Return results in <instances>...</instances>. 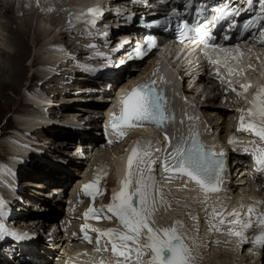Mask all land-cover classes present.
<instances>
[{
	"label": "bare ground",
	"instance_id": "bare-ground-1",
	"mask_svg": "<svg viewBox=\"0 0 264 264\" xmlns=\"http://www.w3.org/2000/svg\"><path fill=\"white\" fill-rule=\"evenodd\" d=\"M109 1L113 5H117V7H123V5L127 3L128 0ZM22 2L23 0H19V5ZM48 2L49 0H43L45 10L47 11L48 8H46V6L51 5V3L49 2L48 4ZM91 2H94V0H57L58 6L55 7L52 11H55V13H57L56 19L58 18V16H60L63 21H61L60 19H54L52 23L48 24V29L43 24L42 25L44 27L42 26V28L32 27V24L29 20H23V23L17 24L15 18L11 17L12 22L16 23L15 30L9 31L8 45L11 48V52H1L2 56L0 61V115H4L8 112L12 113L13 104L17 101V97H20L18 95L21 89H23L27 85V82L29 80H32V78H38V80L40 81L47 82L46 84L55 81L56 83L52 85H57V87H54L55 90L53 95H67V93H69L67 92V90H70V93H74L75 90H83L85 93H90V96L88 99V109H79V112H81L79 114L85 112V114L81 115L82 118H88L87 122L82 123V125L86 123L84 126L80 125L79 123H76L79 126H75V124L55 123L54 117L56 115V112H59L60 109L54 105L48 106L53 96H46L42 93L29 96L27 98V100L29 101L26 100L25 105H23L22 107L23 109H25V112L23 114H21L20 112L17 113L16 116L18 119H21L22 116L30 115V117H28L27 119L30 121V124L37 126L36 129L38 130L34 129L35 127L33 126L34 130L30 132L27 131L28 133L21 132L11 134V137H9L11 139H6V143L9 144H7L8 146L5 147L14 149V155L11 157V160L6 161V163H3V165L0 166V225L4 226L6 232L15 233V236L4 235L0 237V249L2 255L4 256L3 261L7 262L8 259L11 258L10 253H7L6 250L12 251L13 254H17L21 250L20 243H22V241H28L27 243L29 244L32 241L30 237L28 239H17V236L23 235L19 234V231L14 232L15 227L13 225L16 224V222L20 224L22 222L26 223L29 221L26 219L27 216L30 215V213L26 209L25 204L20 203L22 202V200L18 201V199L21 198L20 196H24L26 200H28L29 198L33 199V201L36 200L35 202H33L32 207H34L35 209L39 208V212L43 211L37 205V202L43 201L44 204H48L52 194L50 190L60 188L52 187L51 189L47 190L45 182L56 181V177L60 175H65L66 177L73 178L71 176L72 168H79L84 161L81 160L80 157H78L79 155L72 157L67 156L65 154L67 152H64V150L60 148L62 146L61 143L67 142L68 137H72L71 139L76 138V135L74 134L73 130L81 129V127L91 128L93 129L92 133L99 136L98 132L94 129V127H90V125H92V122H97L96 116H99L102 113V111L107 107V104L96 102L92 95V91L94 87H97L98 85H101L104 89L106 88L104 86L102 78H100L98 81H93V79H91V76L97 75L98 73H101V77L107 76L108 74L116 71V66H125L123 60H121L119 57H116L114 53L110 51L106 53L105 46L101 43L102 38L100 40L99 37L100 35H102L101 31H96L97 28H91V25H95L94 23L99 21L96 16L88 17L85 14V9ZM61 4L63 5L60 7ZM12 5L14 7L13 2ZM1 7H4L2 8V10H4L5 14L12 13L13 11L12 7ZM29 16L32 18L33 15ZM38 23L39 22L37 21L36 24ZM76 23L78 25H76L75 27L74 25ZM97 25L99 26L101 25V23ZM84 28H88L90 34H94L95 32L99 31L97 33L98 38L96 39V41H98L97 48H99L98 51L102 50L103 53L100 54V52H98L96 53L95 57L93 56L91 59H87L88 55L86 56V54L88 52H92L93 49L91 48V45H89L90 41H88V32L85 31L86 29ZM56 30H58V37L60 36V38L64 40L66 38H71L72 42L64 47H61L62 43H64V40L58 41L53 39V41L49 43H39L38 40L41 41L45 37L51 38V36H53L54 38V33ZM111 30H117L121 32L124 31V28H117L111 26L108 34ZM124 34L127 33H117L115 35V39H120V37L124 36ZM102 42L106 43V40ZM87 46H90L89 51L86 50L88 49ZM70 54L71 57H69ZM41 55H47L49 57L47 59H42ZM39 59H41V61L38 63ZM64 60L66 61V64L64 66H66L68 63L75 61L74 70L79 69L81 75H75V73L68 72L66 70V67L62 68V61ZM38 67H40V70H38ZM42 69H47L49 70V72L55 70V72L51 75L48 74V77L50 78L49 80H46V73L44 75L42 73ZM30 71H32V74L28 76L27 74ZM58 71H60L61 73H58L56 75V72ZM129 72L133 71H124V73ZM57 76L62 78L59 82L61 84L57 82ZM66 76L68 78L70 76H74V80H83L84 82L82 83L86 84L84 87L85 89H76V87H74L75 85H71L69 83V80L64 79V77ZM120 76L121 75L118 73L117 77L119 78ZM93 82L96 84L95 86L93 85L94 87L92 86ZM210 83L212 84V86H214L213 81H210ZM262 87H264V85ZM204 93L207 98V101L206 103L202 104L201 110L204 114V117L207 119L208 124L211 125V128L213 130H217L219 135L225 134L226 131L232 130L230 124L232 120V115H234L235 113L229 108H227L229 106L225 105L224 108L220 104L222 98L226 96V94L224 93V88H218L217 86H214V88L211 89L209 86H207ZM15 94L17 97L13 98L12 100L11 98ZM212 94L213 97L211 96ZM228 98L229 97L226 96V104H229ZM81 99L82 97H74L72 95H67L65 96V98H62V101L70 103L69 106L65 107H68L71 110H78V106L76 105L77 102ZM196 100H199L198 96L196 97ZM74 102H76V104H74ZM96 106H99V109H96ZM88 113H93L94 116L91 118L90 116H88ZM79 114L70 113L68 116L78 117L80 116ZM53 129H57L55 132V136L63 137V139L56 141L55 144H57V147L55 146V148H51L52 150H50V147L48 146V144L46 145L45 142L49 141L51 134H53ZM59 131H67V133H73V135L67 136L68 134L65 135L63 133H59ZM250 134L252 135L251 132ZM31 136L33 140H37L38 142H40V144H43L42 150L38 149L32 151L30 149V143L32 142L30 139ZM141 136H146V134H133L131 140L138 139ZM125 147L126 144H120L111 148L108 157L105 156V153L108 152L107 150L99 151L96 147L95 151L97 152V155L93 159L94 163L89 166V170L85 174L84 181L89 182L90 180L96 179L103 180L101 182L102 185L100 186L104 192L100 197L102 203H107L109 201V189L117 185V178L122 175V171L120 169L121 165L119 164V161L120 156L124 153ZM238 151H240L239 147L234 145L231 149V155ZM30 152H32V155H30ZM40 153H42L44 158L47 160L52 158V168L47 166V164H44V162L41 163V165L35 163L31 166L33 170L32 173H39L40 175L37 177L34 176L33 178H29L28 181L22 180L24 177L28 176V174L24 173V170L29 171L26 166H23V173L21 174L20 170L24 161L26 159L32 158L40 159ZM54 157L61 161L59 165H53L55 164V162L58 163V160H55ZM62 162L70 163H68V165L66 166ZM101 164H105L109 168H102L99 170V165ZM32 173H30V175ZM19 174H21L23 178L17 179ZM155 177L157 178V176ZM243 178L244 177H242L241 179ZM26 182L29 183L26 185L27 187H25L28 188L29 186V188H32H24L27 195H25V193L23 192L24 190L22 188L18 187L20 185L24 186ZM16 183L18 184V186L16 185ZM167 183L172 186L167 188L161 185L160 180H155V188L159 191L160 195L157 197L158 203L156 205V211L154 214L155 223L151 226L154 228H171L174 224L177 223L178 225H182L178 226L177 231L178 234L184 238L185 244L191 251L193 264H264V250L259 254L254 253L251 256H244V249H240L238 247V242H230V239H227V236L231 238L233 234L228 233L224 225H216L212 223L210 219H208V215H210L211 211H213L210 209L218 207V204L220 202L219 200H221V197H219V195H215L216 198H214L215 200H213L215 202L214 206L209 202L207 196L192 191L191 187L187 183L177 181H168ZM18 189H21L22 192H19ZM239 191L240 192L238 194H235V190L232 189L230 192L225 193L224 196H222V205H227L228 209L235 208L237 202L236 200H245L253 196L251 194H248L245 190ZM186 197L193 200L196 204L191 200H185L184 198ZM220 208L222 209V207ZM14 210L18 211L19 213H14ZM40 227H43V225H40ZM109 229L115 230V234L125 231V229L120 224L119 220L117 218L113 219L112 217H109V223L101 226L99 231L105 232ZM233 229L234 232H241V228L237 223L233 225ZM36 236L38 235L36 234ZM59 238L60 236L55 234L54 239L57 240ZM114 239L117 244L120 243V241L116 239V235ZM55 240L53 247L55 246L59 248H65L66 246L76 243L74 241H65L67 240V237H62L57 242H55ZM34 241L35 244L33 246L36 249H39L41 246L45 248L49 247L45 243V239L41 236L35 237ZM143 243H146V241L141 238V244ZM134 254V256L136 257L135 252ZM149 255L150 253L145 256V262L150 258ZM29 264H36V262H30Z\"/></svg>",
	"mask_w": 264,
	"mask_h": 264
},
{
	"label": "snow or ice",
	"instance_id": "snow-or-ice-1",
	"mask_svg": "<svg viewBox=\"0 0 264 264\" xmlns=\"http://www.w3.org/2000/svg\"><path fill=\"white\" fill-rule=\"evenodd\" d=\"M97 11L90 9L88 14H95ZM216 11L222 12L224 10L216 9ZM261 35L264 36V33ZM225 38L227 39V37ZM261 42L264 43V40ZM205 47L207 48L209 45L205 43ZM205 55L207 56V53ZM211 62L216 63V61ZM153 84L154 81L133 87L121 98L120 114L119 116L113 115L111 119V127L119 137H123L125 134L119 129L147 124L162 129L169 120L174 123V117L169 118L164 115L165 101L162 94L153 87ZM249 87L250 85H241V89L244 91H247ZM233 91H236L238 96L241 94L239 90L233 89ZM248 103L251 106L247 110H241V127L237 130L250 131L264 145V87H260ZM246 116L250 120L252 118L259 119L260 124L249 122L245 125ZM165 139H169L167 134H165ZM149 147V142L137 141L131 149L120 191L113 195V203L107 208V211L116 217L125 229L124 232L115 234L116 239L120 241L119 244L115 240H109L112 252L117 254L119 248L118 255L123 258L124 264H140V257L145 253H150V259L145 264H192L191 251L185 244L184 238L177 231L178 226L182 225L177 223L171 228H154L151 226L155 223L154 214L158 203L157 197L160 193L155 188L154 169L152 168L155 161L150 158V153L147 151ZM256 152L259 153V156L254 154L253 160L258 166L257 171L264 170V147H257ZM145 157H149V159L145 160ZM214 157V153L206 151L199 145L196 135H193L191 144H188L187 139L181 135L177 143L169 142V151L163 160V170L165 172L176 170L206 192H218L220 189L216 185L221 180L222 161ZM173 161L175 163H172ZM141 164L145 165V168H141ZM145 170L148 172L147 176L144 175ZM133 177H136L135 180ZM93 188H95L94 183L86 184L83 191L85 194L91 195L90 190ZM256 211V208L249 207L248 219L245 221L238 219L240 213L237 211H233L229 215L237 218L233 221L234 223H239L243 229L248 230L253 226L252 214ZM93 212L94 209L89 207L85 213V218H88L89 214ZM212 216L218 219L221 224L225 223V218L221 212L213 209ZM255 220V226L262 229V234L257 236L253 243L264 246V216H256ZM92 231L98 232L97 243H99V236L111 237L115 233L113 229L105 232H99L96 229H92ZM231 234L238 237L242 236L241 232ZM4 235L15 236V233L6 232L4 226L0 225V237ZM16 238L28 239L29 237L17 236ZM141 238L146 243L141 244ZM133 252L136 253L135 261L132 260L131 256Z\"/></svg>",
	"mask_w": 264,
	"mask_h": 264
},
{
	"label": "rangeland",
	"instance_id": "rangeland-1",
	"mask_svg": "<svg viewBox=\"0 0 264 264\" xmlns=\"http://www.w3.org/2000/svg\"><path fill=\"white\" fill-rule=\"evenodd\" d=\"M65 1H67V0H65ZM12 2L14 4V7L12 5ZM49 2L51 3V5L50 6H46V8H48V11H47V10H45V6L43 4V0H23V2L20 5H19V0H14V1H12V0H0V5L1 6H6V7H9V8H11V7L13 8L12 13L5 14L4 13V10H2V8H4V7H1L0 6V61H1V56H2L1 52H11V48L8 45V42H9V31L10 30H12V31L15 30L16 23L17 24L18 23L20 24V23H23V20H29L31 22V24H32V27H37L36 22L38 21V22H40L41 24H43L48 29V27H49L48 24L52 23V21H54V19H56V17H57V13H55V11H52V10L55 7L58 6L57 0L56 1L55 0H49ZM49 2H48V4H49ZM62 5L63 4H61L60 7ZM53 12H54V14H53ZM29 15H33L32 16L33 19ZM11 17H14L15 18L16 23L12 22ZM59 17L60 16H58L57 19H60L61 21H63V19L61 17L60 18ZM100 20L101 19H99L98 22L101 23ZM78 24H79V22H78ZM78 24L76 23L74 26L76 27V25H78ZM84 29H86L85 31L88 32V39H89L88 41H90L89 42L90 43L89 45H91V48L93 49L92 52H88L86 54V56L88 55L87 56V59H91L93 56L95 57L96 53L100 52V54H101V53H103V51L102 50H99L98 51L99 48H97V44H98V41H96V39L98 38L97 32H95L94 34H92V33L90 34L88 28H84ZM101 31H103V29ZM112 32H110L105 39H104V37H102V35L99 36L100 37V40L102 38L101 43L105 46V51L106 52H107V50H110V45H112L115 42V40H116L115 39V37H116L115 35L117 33H112ZM55 33H54V38H53V36H51V38L45 37L46 39L45 38L42 39V37H41L42 40L41 41L38 40L39 43H41V44H43V43H49V42H52L53 39L54 40H58V41L59 40H64V39H61L60 36L58 37V35H57L58 30H56ZM105 40H106V43L105 42H102V41H105ZM71 42H72L71 41V38H66L64 40V43H62L61 47H64V46L70 44ZM75 45H78V44H75ZM87 48L88 49H86V50L89 51L90 46L89 47L87 46ZM95 48H97V49H95ZM41 57H42V59H47L49 56H47V55H41ZM69 57H71V54H70ZM40 61H41V59H39L38 63ZM62 63H63L62 64L63 65L62 68L63 67H66V70L68 72L75 73V75H77V74L81 75V72H80L79 69L78 70L77 69L74 70L75 69V61H73L71 63H68L66 66H64L66 64V61L65 60L62 61ZM38 70H40V67H38ZM42 70H43L42 73L44 75L46 73V75H45L46 76L45 77L46 80H49L50 77H48V76L51 75V74H53L55 72V70H52L50 72L47 69H45V70L42 69ZM58 73H61V72L60 71L56 72V75ZM31 74H32V71L28 72L27 75L29 76ZM73 77L70 76L68 78L66 76V77H64V79L65 80H69L70 81L69 83L71 85H75L74 87H76V89H85L84 87H85L86 84L82 83L84 81L83 80H81V81L80 80H74ZM56 78H58V80H57L58 83L60 82V79H62L59 76H57ZM92 79L95 80L97 78L92 77ZM46 83L47 82H43V81L38 80V78H32V80H29L27 82V85L25 86L26 88L24 87L23 89H21V91H20V93L18 95L20 97H17L16 94L12 96V98H11L12 100H13V98H16L17 97V101L13 104V107H12V113L11 112H8V113H5L4 115H0V166H2L3 163H6V161L11 160V157L14 155V149H12V148H6L5 147V146H8L7 144H9V143H6V139H8L9 137H11V134H16V133H21V132L24 133V132H27V131L30 132V131H32V130H34V129L37 128V126L30 124V121L27 119L28 117H30V115H28V116H22L21 119H18L17 116H16L18 112H20L21 114H23L25 112V109H23L22 107H23V105H25V101L27 100V98L29 96L34 95V94H38V93H40V94L42 93V94H44L46 96H51V97L53 96L52 99L50 100L48 106L54 105V106H56L57 108L60 109L59 112H56V115L54 117V122L55 123L75 124V126H79L76 123H79L80 125H82V123L87 122L88 118H82V116H81V115L85 114V112H82V114H79V113H81V112H79V109H83V108L88 109L87 107L89 106L88 105V103H89V100L88 99H89L90 93H85L83 90H81L83 92L76 91L75 90L76 93L75 92L74 93H70V90H67V92H69V93H67L68 96L69 95L70 96L72 95L74 97H76V96L77 97H82V99H81L82 101L81 100L78 101L77 102V105H76V106H78L77 107L78 110L77 109L76 110H71L68 107H65V106H69L70 103L69 102H63L62 101V98L63 97L65 98V96H67V95H61V94H59V95H53L54 90H55L54 87H57V85H52V84H54L56 82L55 81H52L51 83H48V84H46ZM28 84H29V86H28ZM59 84H61V83H59ZM93 85L95 86L96 84L93 82L92 83V86ZM27 101H29V100H27ZM71 104H73V103H71ZM74 104H76V102H74ZM70 113H78L80 116H78V117H70V116H68ZM88 116H90L92 118L94 116V114L93 113H88ZM85 124H83L82 126H84ZM94 124H96V123L92 122V125H90V127H93ZM26 129H29V130H26ZM57 129H59V128H57ZM57 129H53V132H52L53 134H51L49 141L48 142H45V144L46 145L48 144V146L50 147V150H52L51 148H55V146L57 147V144H55L56 141H59L60 139H63V137H57V136H55L56 135L55 132H56ZM36 130H38V129H36ZM59 133H63L65 135L68 134L67 136H69V135L72 136V134L71 133H67V131H61V132L59 131ZM71 138L68 137V139H71ZM10 139L11 138H9L8 140H10ZM30 139L32 141V142L30 141L31 142L30 143V149L32 151H35V150H38V149H41L42 150V147H43L42 145L43 144H40V142H38L37 140H33L32 136H31ZM60 148L63 149L62 146ZM63 150H64V152H66L65 149H63ZM68 150H70V149H68ZM107 151L108 152L105 153V156L106 157H108V154L110 153V150H107ZM65 154L67 155V153H65ZM93 154L95 155V153H93ZM93 154L90 156V159H86L85 157H81L80 155L78 156V157H80L81 160H84V161H83L82 165L79 168L77 167V168H72V170L70 169L71 170V176L73 177V179H75V181H83L84 180L85 174L89 170V166H91V164L94 163V160L91 158L93 156ZM30 155H32V152H30ZM39 157H41L40 158L41 160L40 159H35V158L26 159L24 161L25 164L24 163L22 164V167H21L20 172L22 174L23 173L22 168H23V166H26L29 171L24 170L25 171L24 173L25 174H28V176L23 178V176H21V174H19V176L17 177V179L23 178L22 180L28 181L29 178H33L34 176L35 177L39 176L40 175L39 173H36V174L32 173L33 170H32V167L31 166L34 165L35 163H38V165H41V163L44 162V164H47V166H49L50 168H52V166H51V163H52L51 162V159L52 158L49 159V160H47V159L44 158V156L42 155V153H40V156ZM55 160H58V159L55 158ZM59 163H61V161L58 160V163L55 162V164H53V165L56 166V165H59ZM68 163H70V162L63 163V164H65L67 166ZM99 166H100L99 170L102 169V168H109L105 164H101ZM46 171H47V169H46ZM30 173H32V174L30 175ZM13 183H15V182H13ZM28 183L29 182H26V184L24 186L23 185L22 186L21 185L18 186L17 183H16V185L18 187L22 188L23 190H24V188L25 189H32V188H29V186H28V188H26L27 187L26 185ZM18 190H19V192H22L21 189H18ZM23 192L25 193V195H27L26 192H25V190ZM20 197L21 198L18 199V201L22 200V202H20V203H24L26 209L30 213V215L27 216V219H26V220H29L31 218V216H33V215L36 214L37 208L35 209L34 207H32V204L35 201H33V199H31V198H29L28 200H26V198L24 196H20ZM14 213H19V212L14 210ZM18 221H19V219H18ZM21 225H30V223H27V222L24 223V222H22V223L18 224V222H16V224L13 225L15 227V231L14 232H17L16 229L20 228ZM6 252L8 253V250H6ZM144 255L147 256L148 253L147 254L145 253Z\"/></svg>",
	"mask_w": 264,
	"mask_h": 264
},
{
	"label": "water",
	"instance_id": "water-1",
	"mask_svg": "<svg viewBox=\"0 0 264 264\" xmlns=\"http://www.w3.org/2000/svg\"><path fill=\"white\" fill-rule=\"evenodd\" d=\"M215 220L218 221V223H220L218 219L215 218Z\"/></svg>",
	"mask_w": 264,
	"mask_h": 264
},
{
	"label": "trees",
	"instance_id": "trees-1",
	"mask_svg": "<svg viewBox=\"0 0 264 264\" xmlns=\"http://www.w3.org/2000/svg\"><path fill=\"white\" fill-rule=\"evenodd\" d=\"M25 229H27V228H23V230H25Z\"/></svg>",
	"mask_w": 264,
	"mask_h": 264
}]
</instances>
